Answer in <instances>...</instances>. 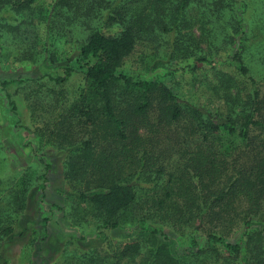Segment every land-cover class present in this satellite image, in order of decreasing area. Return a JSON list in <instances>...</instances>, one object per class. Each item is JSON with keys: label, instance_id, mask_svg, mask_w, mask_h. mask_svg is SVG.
<instances>
[{"label": "trees", "instance_id": "16d2710c", "mask_svg": "<svg viewBox=\"0 0 264 264\" xmlns=\"http://www.w3.org/2000/svg\"><path fill=\"white\" fill-rule=\"evenodd\" d=\"M33 1L0 0V33L14 46L15 58L37 62L43 52L55 62L48 45L62 34L76 42L84 66L79 99L46 126V142L67 151L64 177L84 201L82 211L98 222L97 236L106 228L124 229L129 221L146 232L134 241H110L106 249L66 251L63 264H183L185 255L193 264H210L219 259L218 247L227 251V264H264V74L252 75L241 56L245 1L53 0L47 13L35 17ZM27 10L20 20L17 15ZM138 43L152 47L156 62L191 59L189 68L235 46L231 59L249 90L243 93L233 76L217 71L220 82L213 89L224 108L212 112L179 98L158 79L118 74ZM73 70L66 66L63 75L47 78L60 84ZM15 82L0 84L5 89ZM54 96L48 105L60 107L64 101ZM5 97L16 114L8 91ZM151 117L155 135L145 140L138 133ZM164 130L165 137H156ZM219 132L235 134L238 143L223 150ZM39 162L36 189L42 200L50 164ZM25 197L21 187L0 208V244L13 232ZM155 218L171 230H186L190 245L178 246L161 228L149 227ZM42 220L45 238L50 216Z\"/></svg>", "mask_w": 264, "mask_h": 264}, {"label": "rangeland", "instance_id": "374dc122", "mask_svg": "<svg viewBox=\"0 0 264 264\" xmlns=\"http://www.w3.org/2000/svg\"><path fill=\"white\" fill-rule=\"evenodd\" d=\"M244 1L242 15L247 37L241 56L252 75L259 77L264 74L261 60L264 56V0ZM52 2L53 0H34L31 4L33 16L41 11L47 13ZM29 13L27 10L17 16L21 20ZM44 24L41 20L37 26L42 39L45 36ZM10 43L0 33V83L2 80H19L7 85L5 89L0 84V208L6 207L7 200L15 192H20L21 187L26 197L24 208L17 212L12 222L13 232L0 244V264H63L67 261L66 251L79 254L93 248L106 249L110 241L115 244L118 240L134 241L142 237L146 232L142 234L137 225L130 221L124 223V229L106 228L102 230L101 236H97L98 230L95 227L98 222L82 211L84 201L77 198L72 183L64 177L67 151L46 142L43 130L46 126H51L61 111L69 109L78 101L79 91L84 83V66L77 60L76 42L62 34L51 39L48 46L55 54V62H50L43 52L37 55V62L17 60L14 46ZM234 50L235 46L220 49L209 56V62H197L194 68H189L186 65L193 64L191 59L156 62L152 47L138 43L116 71L133 80L158 79L179 98L213 112L224 108L222 100L213 89L220 82L216 76L217 71L233 76L236 83L244 88L243 93L249 90V80L231 59ZM66 66L74 70L65 82L57 84L48 80V75H63ZM5 91L10 93L16 105V114L10 111ZM132 93L133 91L128 90V94ZM55 94L64 102L60 107H56L54 103L55 107L52 108L48 103L55 100ZM149 119L150 124H143L138 133L145 140L155 135L149 130V126L154 124L155 127L156 121L152 117ZM165 132L167 130L160 135L156 134V137H165ZM218 134L221 136L223 150L229 151L239 141L235 134ZM40 158L50 164L42 200H39L36 189L42 168ZM45 216H50V220L46 227L47 236L43 238L42 219ZM148 223L149 227H158L167 232L176 245L185 248L190 245L186 230H171L158 218L149 220ZM200 244L202 248L208 245L202 238ZM218 248L219 259L210 264H227L223 259L228 254L227 251L222 247ZM182 259L183 264H193L189 255Z\"/></svg>", "mask_w": 264, "mask_h": 264}]
</instances>
